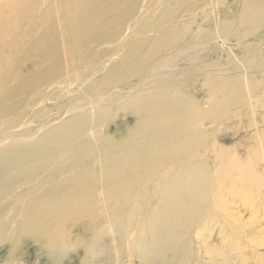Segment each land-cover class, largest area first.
Instances as JSON below:
<instances>
[{
  "label": "bare ground",
  "instance_id": "6f19581e",
  "mask_svg": "<svg viewBox=\"0 0 264 264\" xmlns=\"http://www.w3.org/2000/svg\"><path fill=\"white\" fill-rule=\"evenodd\" d=\"M5 2L0 264H260L264 0Z\"/></svg>",
  "mask_w": 264,
  "mask_h": 264
},
{
  "label": "rangeland",
  "instance_id": "374dc122",
  "mask_svg": "<svg viewBox=\"0 0 264 264\" xmlns=\"http://www.w3.org/2000/svg\"><path fill=\"white\" fill-rule=\"evenodd\" d=\"M5 1H8V0H0V9H1V11L2 10H4V12H5V10H7V9H5L6 7H5ZM3 8V9H2ZM212 8V7H211ZM213 9V8H212ZM14 13H15V11H13ZM16 13H17V11H16ZM1 14H3V11L1 12ZM226 52H227V50H225ZM225 53V52H224ZM25 55V54H24ZM110 56H108V55H106L105 56V58H107V59H111V60H113V59H115V64H117L118 62H119V58L118 57H115V56H113V54L111 53V54H109ZM221 58H225V56H220L218 59H221ZM226 70L227 71H229V69L228 68H226ZM225 70V71H226ZM116 72H120V71H116ZM62 84H65L64 82H62ZM83 84V83H82ZM204 83H203V81H202V78H199L198 79V81L196 82V84L195 85H197L198 87H197V90H201V88H199V87H201V85H203ZM81 85V84H80ZM76 96L78 95V94H80V91H76L75 93H74ZM34 97V96H33ZM33 97H31V96H29L27 99H28V101L26 100V106H25V108L24 109H22V111L19 113L20 115H24V117L25 118H23L21 121V126H27V125H30V127H31V125H32V123H34L35 125H37V124H41L42 123V118H41V114H43L44 113V111H45V109H46V107H47V100H41V101H38L37 103H36V97L35 98H33ZM64 98H66V97H64ZM64 98H62L60 101H59V103H62L63 102V99ZM32 100H33V105L31 106V102H32ZM13 104H14V102H13ZM53 106V105H52ZM52 106L50 107V109L52 108ZM226 138H229V136H224V137H221L220 139H222V142L225 144V145H233V143L234 144H236V142H235V140H233L232 141V139H234L235 137H231L232 139H229V141H225V139ZM233 142V143H232ZM261 192V191H260ZM258 193V192H257ZM261 194V193H260ZM259 194V199L260 198H262L263 196H261ZM256 208H259L260 210H261V213L262 214H264V208L262 207V206H256ZM262 225V226H261ZM259 226V227H258ZM258 226H257V229L260 231L261 230V232H263L264 233V229H263V227H264V219H262V222L261 223H259L258 224ZM263 230H262V229ZM134 232V233H133ZM216 234V233H215ZM130 235H131V237H135L136 239L138 238V239H140L137 235H136V232H135V228H133L132 229V231H131V233H130ZM194 235H195V233H194ZM141 237V236H140ZM194 237V236H193ZM216 237H217V235L215 236V235H213L212 236V238L209 240V242H208V244H210L211 245V243L212 242H215V240H216ZM189 240L190 239H192V236H190L189 238H188ZM194 245H200L201 244V242H199V241H196V240H193V242H192ZM203 244V243H202ZM110 246L111 245H107V251H108V253H110V252H112V250H111V248H110ZM257 249H258V251L262 254H264V248H262V247H259V245L257 244V247H256ZM260 248V249H259ZM32 249H33V247H32ZM86 250H87V247L85 246L83 249H81L80 250V252L81 253H85L86 252ZM101 250H100V248L99 249H97L95 252L97 253V254H99V252H100ZM169 251V252H168ZM168 251H164V253H163V263L162 264H176V259H175V257H176V250L174 251V249H169ZM172 251V252H171ZM165 252H167V253H165ZM33 254H34V259L32 260L33 261V264H42V261H41V259H43V258H45V257H43L42 256V252L38 249V248H34L33 249ZM116 254V253H115ZM167 254V255H166ZM175 256V257H174ZM76 257H77V254L74 256V255H72L71 256V258H70V261L73 263V264H76ZM111 257H113V256H109L108 257V260H111L110 262L112 263V264H115V260L117 259V257L115 258H112V259H110ZM170 258V259H169ZM185 258V257H184ZM101 259V258H100ZM44 260H46V259H44ZM186 260H187V262H185V263H183V264H189V263H191V264H195L196 263V261L198 260V258L195 256V255H189V256H187L186 257ZM101 261V260H100ZM131 261H133V263L132 262H130L131 264H140V261L135 257V258H132L131 259ZM39 262H41V263H39ZM108 261H106V262H102V263H104V264H106ZM165 262V263H164ZM43 264H46L45 262H43ZM78 264V263H77ZM260 264H264V257H263V259H262V261H261V263Z\"/></svg>",
  "mask_w": 264,
  "mask_h": 264
}]
</instances>
